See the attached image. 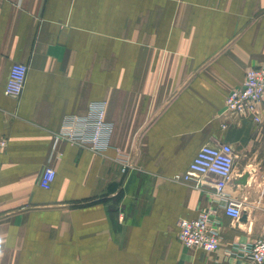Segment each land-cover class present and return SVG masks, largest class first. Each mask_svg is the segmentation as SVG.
<instances>
[{
	"label": "crops",
	"instance_id": "obj_1",
	"mask_svg": "<svg viewBox=\"0 0 264 264\" xmlns=\"http://www.w3.org/2000/svg\"><path fill=\"white\" fill-rule=\"evenodd\" d=\"M15 62L29 67L18 97ZM262 63L264 0H0V264H264L227 253L264 228V100L261 123L225 110ZM97 101L108 148L56 140ZM220 142L236 152L227 193L246 197L245 220L175 178ZM208 210L219 249L186 247L178 221Z\"/></svg>",
	"mask_w": 264,
	"mask_h": 264
},
{
	"label": "built area",
	"instance_id": "obj_2",
	"mask_svg": "<svg viewBox=\"0 0 264 264\" xmlns=\"http://www.w3.org/2000/svg\"><path fill=\"white\" fill-rule=\"evenodd\" d=\"M29 67L24 62L13 63L6 84V93L18 97L26 84ZM264 100V63L247 70L243 83L232 89L226 97L225 110L239 118H250L262 122L260 105ZM106 103L93 102L87 115L65 117L56 140L65 139L71 143L87 147L95 152H103L110 145L112 125L106 121ZM8 139L0 137V150L6 148ZM236 152L229 142L215 145L203 144L188 168L176 179L197 188L213 190L214 195L224 201L227 215L235 220L244 213L243 198L227 193V187L235 176ZM132 165L124 161L123 170ZM56 176V169L45 166L40 177V185L50 188ZM216 177V178H215ZM206 188V189H207ZM179 239L188 248L216 251L220 247V230L212 211H204L195 219L182 218L178 221ZM228 255H241L252 263L264 262V228L259 237L250 243H237Z\"/></svg>",
	"mask_w": 264,
	"mask_h": 264
},
{
	"label": "water",
	"instance_id": "obj_3",
	"mask_svg": "<svg viewBox=\"0 0 264 264\" xmlns=\"http://www.w3.org/2000/svg\"><path fill=\"white\" fill-rule=\"evenodd\" d=\"M246 215H247V213H244L241 218L245 220L246 219Z\"/></svg>",
	"mask_w": 264,
	"mask_h": 264
},
{
	"label": "rangeland",
	"instance_id": "obj_4",
	"mask_svg": "<svg viewBox=\"0 0 264 264\" xmlns=\"http://www.w3.org/2000/svg\"><path fill=\"white\" fill-rule=\"evenodd\" d=\"M243 199L246 201L247 199H246V197H243Z\"/></svg>",
	"mask_w": 264,
	"mask_h": 264
}]
</instances>
